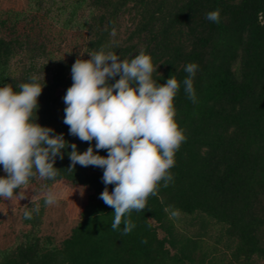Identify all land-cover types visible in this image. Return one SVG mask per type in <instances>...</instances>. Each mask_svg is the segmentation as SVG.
I'll return each instance as SVG.
<instances>
[{"label":"trees","instance_id":"obj_1","mask_svg":"<svg viewBox=\"0 0 264 264\" xmlns=\"http://www.w3.org/2000/svg\"><path fill=\"white\" fill-rule=\"evenodd\" d=\"M216 10L219 23L206 18ZM262 13L264 0H26L24 9L0 11V87L18 92L19 84L37 77L44 87L33 122L86 151L89 142L70 135L63 123L72 65L101 49L129 62L143 51L158 86L169 77L180 83L173 103L185 136L169 169L172 181L167 187L161 181L146 208L126 214L118 230L111 229L114 209L99 198L103 169L77 164L69 171L72 149H63L54 180L37 174L24 186L25 211L32 215L27 219L23 211L22 223L29 229L0 251V264H264ZM189 63L197 65L195 102L184 92ZM58 182L75 190L81 203L76 225L54 242L39 230L45 193ZM40 195L37 213L33 200ZM172 212L198 226L190 237L177 232ZM124 219L135 225L127 235ZM211 226L219 234L207 245Z\"/></svg>","mask_w":264,"mask_h":264},{"label":"clouds","instance_id":"obj_2","mask_svg":"<svg viewBox=\"0 0 264 264\" xmlns=\"http://www.w3.org/2000/svg\"><path fill=\"white\" fill-rule=\"evenodd\" d=\"M206 18L219 23V10L209 12ZM111 35H116L115 28ZM88 55L89 59L78 58L72 65L73 83L63 97V123L69 127V134L90 144L82 153L75 143L69 145L63 133L54 134V129L32 121L44 87L35 82L37 77L19 84L18 92L11 86L0 87V165L6 174L0 176V199L11 201L14 194L24 199L25 192L16 190L23 189L37 174L41 179L54 180L56 159L62 160V150L70 146L69 171L77 164L103 169L105 188L99 198L114 209L111 229L118 230L126 214L146 208L147 198L157 194L161 181L167 187L173 179L169 169L185 140L175 121L173 103L180 83L169 77L158 86L152 79L156 69L151 57L143 51L130 62L103 49ZM196 70L194 63L184 68L188 74L183 80L184 92L193 102ZM117 76L119 79L110 84L109 80ZM99 150H107V156L100 155ZM108 185L114 189L109 191ZM57 199L51 189L45 193L46 205L57 203ZM33 211L38 213L39 205ZM31 215L24 212L27 219ZM124 224L122 235H127L135 225L127 219Z\"/></svg>","mask_w":264,"mask_h":264},{"label":"rangeland","instance_id":"obj_3","mask_svg":"<svg viewBox=\"0 0 264 264\" xmlns=\"http://www.w3.org/2000/svg\"><path fill=\"white\" fill-rule=\"evenodd\" d=\"M25 6L26 0H0V11L21 10ZM51 190L57 193V203L45 205L39 232L41 236H51L54 242H59L76 225L81 198L75 190H71L62 182L53 184ZM20 191H24L26 195L27 187ZM42 197L43 195H40L33 200L34 207L40 206L39 199ZM29 206L16 195L11 201L0 199V251L15 244L18 236L29 229L28 226L22 223V213ZM171 219H173L177 232L183 236L190 237L198 228L190 217L177 215ZM219 229L218 226L209 228V237L205 238L207 245H214L215 236L219 234ZM217 247L222 248L220 245H217Z\"/></svg>","mask_w":264,"mask_h":264}]
</instances>
